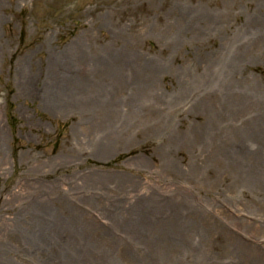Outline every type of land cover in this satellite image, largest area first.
<instances>
[{"label":"rangeland","instance_id":"1","mask_svg":"<svg viewBox=\"0 0 264 264\" xmlns=\"http://www.w3.org/2000/svg\"><path fill=\"white\" fill-rule=\"evenodd\" d=\"M261 41L264 0H0L1 257L58 264L74 221L72 264H264ZM106 52L152 74L102 77ZM81 75L129 85L56 110L55 78Z\"/></svg>","mask_w":264,"mask_h":264},{"label":"bare ground","instance_id":"2","mask_svg":"<svg viewBox=\"0 0 264 264\" xmlns=\"http://www.w3.org/2000/svg\"><path fill=\"white\" fill-rule=\"evenodd\" d=\"M260 46H264V41H261ZM82 54H84V53H82V50L79 49V50L74 51L72 53V57H77L78 55L80 56ZM64 57L68 58L71 56L69 54L63 56L60 59V61L58 62V64L60 67V72L63 71L66 74H68L69 73V67L66 66L67 65L65 62L66 59H64ZM100 59L108 60L111 63H107L105 65L104 63L101 62ZM97 60H99L101 66H102V70H101V73L103 74L102 77L111 75V76H114L116 80H120V79L116 78V75L119 74V76H121V78H123L124 75L125 76L127 75V76H130V78H129L130 80H128V81H133V73L137 68H139V70L142 74H147V75L152 74L151 69H152L153 65H151V64L149 65L150 69H148V67H146L144 65L141 66L139 58L134 57L129 53L128 54L116 53V55H115L112 52H106L105 55L97 57L96 61ZM125 61H133L135 63L134 69L127 66L125 64ZM80 65H82V68H80L78 66V71H80L81 74H83V73H85L84 71H86L87 68L89 67L88 66L89 64L82 63ZM92 66L94 67V69H96V67L93 64H92ZM110 68H111V70H110ZM137 75H140V74H137ZM185 76L189 77L188 74H185ZM84 78L81 75L77 79L76 82H69L68 80H66V83H63L61 81V79L57 76L55 78L54 84L52 85L51 89L47 91V97H48L47 99L52 100L51 103H56L58 101H61L58 104H56V106H55L56 110H59L58 106L63 102L65 103V106H68L71 108L70 103L76 102L77 100H79L80 96H82V94L84 95V93H83L84 90L93 94L97 88H100L99 85H106L110 89L111 88H123V87H125L126 83H127V85H129L128 81H126V80H125V82L119 81V82H115L112 84H107V83L100 84V82L95 83V82L87 81V78L85 76H84ZM73 85H75V88H71ZM67 86H69V88ZM84 105H86L88 108H90L88 104H83V106ZM109 111H112V107H107L106 110L100 111L99 114L104 116V115L110 113ZM90 112H92V111H90ZM116 115L117 114H115V117H116ZM145 121H148V119H145ZM121 125H125V124L123 122H116L113 124H109L108 122H106L105 124L102 123V125L98 126V128L102 127L103 132H104L107 130L108 127L114 128L115 126H121ZM95 127H97V126H95ZM120 129H122V127H120ZM112 137L113 136H111V138ZM104 147L107 148V146H105V145H104ZM37 183H39V182H37ZM37 183H35V186ZM41 189H42V186L39 185L37 187V190L42 191ZM17 196L19 197V195H17ZM38 203H39V201L33 203L32 207L36 208ZM64 206H66V203L64 204ZM5 211L7 213H9L12 210H9L8 208H6ZM30 211H28V213ZM37 213L39 215V214H41V211L38 210ZM46 216L49 217V214ZM52 218L54 219V222L51 221V219L47 218L46 222L43 219L40 224H35L40 229L39 233L35 232V234H34V239L38 244H44V243L51 241V240H54L56 237H58V236L53 235L54 229L57 228V230H58V228H59L61 231L63 230V227L61 226L62 223L59 225V220L57 218H54V217H52ZM77 231H78V224H76L74 221H69V228L65 229V231L63 232V234H65V238L63 240H61L59 243L53 245V247L57 248V255L56 256L58 258H55V263H58V264H72L73 263L74 260H72V256L74 254L75 247H76L73 245V241L76 238L75 236L77 234ZM2 254L3 253L0 250V261L2 262L1 264H10L11 261H9L8 255L1 257ZM24 264H30V263L25 262Z\"/></svg>","mask_w":264,"mask_h":264},{"label":"trees","instance_id":"3","mask_svg":"<svg viewBox=\"0 0 264 264\" xmlns=\"http://www.w3.org/2000/svg\"><path fill=\"white\" fill-rule=\"evenodd\" d=\"M10 114H11V116H12V109H11V107H10ZM13 117V116H12Z\"/></svg>","mask_w":264,"mask_h":264}]
</instances>
